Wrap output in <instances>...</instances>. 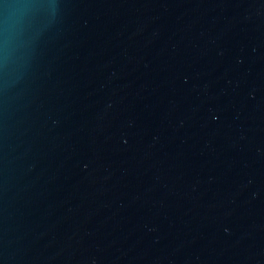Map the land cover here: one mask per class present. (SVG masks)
<instances>
[{"label":"water","instance_id":"1","mask_svg":"<svg viewBox=\"0 0 264 264\" xmlns=\"http://www.w3.org/2000/svg\"><path fill=\"white\" fill-rule=\"evenodd\" d=\"M0 264H264V0H0Z\"/></svg>","mask_w":264,"mask_h":264}]
</instances>
